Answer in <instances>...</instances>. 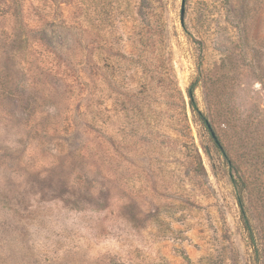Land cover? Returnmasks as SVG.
I'll use <instances>...</instances> for the list:
<instances>
[{
    "label": "rangeland",
    "instance_id": "374dc122",
    "mask_svg": "<svg viewBox=\"0 0 264 264\" xmlns=\"http://www.w3.org/2000/svg\"><path fill=\"white\" fill-rule=\"evenodd\" d=\"M0 264H264V0H0Z\"/></svg>",
    "mask_w": 264,
    "mask_h": 264
},
{
    "label": "trees",
    "instance_id": "16d2710c",
    "mask_svg": "<svg viewBox=\"0 0 264 264\" xmlns=\"http://www.w3.org/2000/svg\"><path fill=\"white\" fill-rule=\"evenodd\" d=\"M196 85H197L196 82H193V83L190 84V86L187 89V97L189 98L190 108H191L192 112H195L199 116L200 120L202 121V124L204 125V127L206 128V130H207V132H208V134L210 136V140L213 142L215 147L218 148L222 152V154H224L221 145L219 144L214 132L212 131L211 126L208 124V122L205 119V117L198 111V109L196 107L195 98H194V90L196 88ZM187 128L189 129L188 126H187ZM235 181L233 180L232 182L236 184ZM237 200L239 202V205L242 208V200H241V196L240 195L237 196ZM242 218H243L244 228L249 233L250 239L252 240V245H253V247L255 249V252H256L257 248H256V245L254 244V239H253V236H252V232L250 230L248 221L245 218L244 212L242 213Z\"/></svg>",
    "mask_w": 264,
    "mask_h": 264
},
{
    "label": "water",
    "instance_id": "95a60500",
    "mask_svg": "<svg viewBox=\"0 0 264 264\" xmlns=\"http://www.w3.org/2000/svg\"><path fill=\"white\" fill-rule=\"evenodd\" d=\"M181 19H182V11H181Z\"/></svg>",
    "mask_w": 264,
    "mask_h": 264
}]
</instances>
